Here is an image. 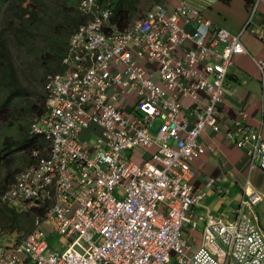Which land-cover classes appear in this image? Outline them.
Listing matches in <instances>:
<instances>
[{
	"label": "built area",
	"instance_id": "2783aa9c",
	"mask_svg": "<svg viewBox=\"0 0 264 264\" xmlns=\"http://www.w3.org/2000/svg\"><path fill=\"white\" fill-rule=\"evenodd\" d=\"M96 2L79 1L87 20L68 40L63 71L44 79V113L31 133L50 142L47 155L0 193L7 207L46 205L45 221L0 244V264H264L251 211L263 197L247 194L224 223L197 212L206 193L192 183V163L205 153L200 135L220 131L228 72L247 53L241 36L264 41V18L253 22L264 0L248 5L237 35L184 5L155 4L119 29ZM255 64L264 71V61ZM227 132L264 172L260 133L239 122ZM142 153L148 161L130 159ZM45 222L65 240L62 251L48 246Z\"/></svg>",
	"mask_w": 264,
	"mask_h": 264
},
{
	"label": "trees",
	"instance_id": "16d2710c",
	"mask_svg": "<svg viewBox=\"0 0 264 264\" xmlns=\"http://www.w3.org/2000/svg\"><path fill=\"white\" fill-rule=\"evenodd\" d=\"M139 1L98 0L97 7L112 10L111 22L125 29L136 18ZM78 2L0 0V193L48 153V141L30 134V126L44 112V76L62 72L68 39L86 20L77 10ZM40 41L45 42L43 47ZM12 49L18 52V64ZM46 207L22 211L0 204V230L26 235L36 221L45 219Z\"/></svg>",
	"mask_w": 264,
	"mask_h": 264
},
{
	"label": "crops",
	"instance_id": "0c3cea01",
	"mask_svg": "<svg viewBox=\"0 0 264 264\" xmlns=\"http://www.w3.org/2000/svg\"><path fill=\"white\" fill-rule=\"evenodd\" d=\"M253 1L249 0L247 5ZM157 3L168 12L184 4L194 12H199L203 19L226 29L232 35H237L244 28L248 17L244 0H229L227 4L222 0H158ZM261 4L254 25L259 24L264 18V2ZM193 23L195 22L190 21L188 26L193 28ZM241 41L247 53L236 55L234 64L228 72L220 104V131L214 133L208 128L200 135L199 141L204 145L205 153L192 163L195 172L192 183L196 189L204 190L206 193L197 212L199 214L208 212L214 216L208 204L210 200H217L215 197L218 196V216L214 217L224 223L234 219L242 206L241 201L247 194L255 193L262 196L263 200L253 205L251 211L258 217L259 226L264 233V172L258 168L256 161L247 155L250 147L236 148L234 138L227 135L229 127L239 122L258 131L264 141V71L260 72L255 64L258 60L264 61V42L256 39L249 31L243 33ZM85 135L86 132L83 133V136ZM132 157L130 159L138 164L148 161L146 153ZM209 179H213L212 190L204 188ZM199 229L201 231V228ZM45 233L51 249L62 251L65 248L53 227L45 228ZM3 244L5 245V242Z\"/></svg>",
	"mask_w": 264,
	"mask_h": 264
},
{
	"label": "rangeland",
	"instance_id": "374dc122",
	"mask_svg": "<svg viewBox=\"0 0 264 264\" xmlns=\"http://www.w3.org/2000/svg\"><path fill=\"white\" fill-rule=\"evenodd\" d=\"M157 1L158 0H140L139 1V3H138V5H137V9L139 10L138 11V13L136 14V18L134 19V20H136V19H138V18H140L145 12H147V11H149L156 3H157ZM258 13V12H257ZM256 18V14H255V16H254V18H253V22H254V19ZM247 19H248V17H247ZM133 20V21H134ZM255 23V22H254ZM40 40H42V38H40ZM39 44H40V46H42L43 47V45L45 44V42H42V41H40L39 42ZM11 53H12V58H13V60H14V62L16 63V64H18V61H17V56H18V52L17 51H15V50H13L12 49V51H11ZM22 75L24 76V73H22ZM23 84H25V83H23ZM23 112V111H22ZM153 128H152V131H151V135H153L155 132H156V130H157V127H158V121L157 120H154L153 121ZM82 137H84V136H82ZM92 141H93V137L91 136V137H89V138H87V143H89V144H91L92 143ZM127 156V154H125V157ZM13 169H15V167H12V170ZM19 172V171H18ZM17 172V173H18ZM16 173V174H17ZM217 200H215V199H213V200H210V202H209V208H210V210H211V212L212 213H214L216 216H218L217 214H218V196H216L215 197ZM207 200V202H208V198L206 199ZM203 203V202H202ZM204 204L206 205V202L204 201ZM2 205V204H1ZM213 215V214H212ZM214 215V216H215ZM36 225V224H35ZM43 226L46 228V229H52V225H51V223H48L47 224V222L46 223H43ZM35 227V226H34ZM28 229V226L26 227V230ZM184 229L185 230H187V227H184ZM198 231H200V229L198 230ZM25 235V232L24 231H21V232H16V233H6V232H4V231H2V230H0V244H3L4 242H5V245H9L10 244V240L9 239H11V238H15V239H19V238H22L23 236ZM9 237V238H8ZM59 239H61V242L62 243H64V245H65V240L62 238V237H58ZM196 244H199V242H196L195 243V245Z\"/></svg>",
	"mask_w": 264,
	"mask_h": 264
},
{
	"label": "clouds",
	"instance_id": "9594fccd",
	"mask_svg": "<svg viewBox=\"0 0 264 264\" xmlns=\"http://www.w3.org/2000/svg\"><path fill=\"white\" fill-rule=\"evenodd\" d=\"M79 1H80V0H79ZM97 1H98V0H97ZM78 4H79V2H78ZM156 4H160V3H156ZM181 5H184V4H181ZM96 6H97V2H96ZM184 6H186V5H184ZM186 7L189 8L188 6H186ZM247 7H248V5H247ZM97 8H98V7H97ZM151 9H152V8H151ZM151 9H150V10H151ZM190 9H191V8H190ZM77 10H78V5H77ZM98 10H100V9L98 8ZM102 10H109V9H102ZM191 10H192V9H191ZM109 11L111 12V17H112V10H109ZM78 12H79V11H78ZM79 13H80V12H79ZM145 13H146V12H145ZM145 13H144V14H145ZM196 13H197V12H196ZM144 14H143V15H144ZM197 14H198V16L200 17L201 20H203V21H207V20L203 19V18L201 17V15H199V14H200L199 12H198ZM143 15H142L141 17H143ZM83 17H85V16H83ZM141 17H140V18H141ZM85 18H86V17H85ZM138 19H139V18H138ZM138 19H136V20H138ZM86 20H87V19H86ZM86 20H85V22H86ZM136 20H134V21H136ZM110 21H111V20H110ZM134 21H133V22H134ZM85 22H84V23H85ZM133 22H132V23H133ZM208 22H209V21H208ZM84 23H83V24H84ZM132 23H131V24H132ZM210 23H211V22H210ZM83 24H82V25H83ZM212 24H213V23H212ZM213 25H214V24H213ZM80 26H81V25H80ZM80 26H79V27H80ZM215 26H217V25H215ZM79 27H78V28H79ZM217 27H218V26H217ZM78 28H77V29H78ZM77 29H76V30H77ZM76 30H75V31H76ZM73 33H74V31H73ZM73 33H72V34H73ZM72 34H71V35H72ZM69 38H70V37H69ZM68 40H69V39H68ZM67 46H68V44H67ZM66 50H67V49H66ZM242 55H243V54H242ZM61 68H62V67H61ZM62 71H63V68H62ZM50 74H56V73H50ZM45 76H46V75H45ZM45 76H44V79H45ZM43 84H44V80H43ZM42 90H43V93H44V95H45V92H44V89H43V88H42ZM45 99H46V95H45ZM44 108H45V104H44ZM43 113H44V112H43ZM42 115H43V114H42ZM42 115H41V116H42ZM41 116H40V117H41ZM40 117L35 118V119L32 121L31 126H30V134H32V133H31L32 124L34 123L35 120H38ZM32 135H34V134H32ZM34 136H39V135H34ZM39 137H41V136H39ZM41 138H43V137H41ZM43 139H44V138H43ZM47 141H48V140H47ZM48 143H49V145H50V142H49V141H48ZM48 151H49V150H48ZM35 155H36V154H35ZM37 161H38V160H37ZM29 167H30V166H29ZM27 168H28V167H27ZM9 185H10V184H9ZM9 185H8V186H9ZM8 186H7V187H8ZM7 187H6V188H7ZM6 188H5V189H6ZM5 189H4V190H5ZM4 190H3V191H4ZM0 204H1V203H0ZM2 205H3V204H2ZM4 206H5V205H4ZM5 207H7V206H5ZM7 208H12V209H13V207H7ZM15 209H17V208H15ZM22 211H24V210H22ZM43 221H45V219H44ZM36 222H37V221H36ZM38 222H39V221H38ZM41 222H42V221H41ZM45 223H46V222H45ZM48 223H50V222H47V224H48ZM35 224H36V223H35ZM51 225L53 226L52 223H51ZM43 227H44V226H43ZM44 228H45V227H44ZM56 234H57V233H56ZM57 235H58V234H57ZM58 236H59V235H58ZM60 237H61V236H60ZM197 245H198V244H196V245H194V246H197Z\"/></svg>",
	"mask_w": 264,
	"mask_h": 264
}]
</instances>
